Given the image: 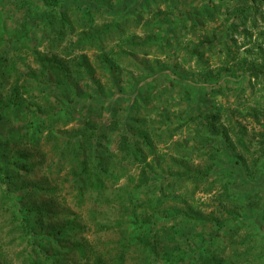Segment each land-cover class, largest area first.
Here are the masks:
<instances>
[{"label": "rangeland", "instance_id": "obj_1", "mask_svg": "<svg viewBox=\"0 0 264 264\" xmlns=\"http://www.w3.org/2000/svg\"><path fill=\"white\" fill-rule=\"evenodd\" d=\"M31 1L28 3L20 0H0V113L5 115L2 122L4 125L0 122V136L10 138L14 134L13 130L32 125L38 117L36 107L51 115L46 126L55 125L57 130L78 128L79 115L75 112V120H70L69 117L54 119L55 112L59 111L56 109L57 102L62 103L65 88H56L55 81H52L47 71L37 65L33 56L34 50L44 55L55 53L67 63L70 70L68 81L71 82L75 110L83 109L80 112L85 113V104H95L96 107L102 108L97 114L99 118L102 119L105 113L107 114L110 121V155L117 168V174L113 175L116 181L107 185V189L102 193H96L89 187L81 199L76 193L67 194L61 179L72 171H79L77 161L67 155L59 173L55 174L54 170L51 172L49 166L51 161L58 157L59 151L54 140L48 138V133L41 134L43 147L37 152L34 160L38 165L27 179L41 185L42 192H36L26 198L27 205L42 206L61 215L70 213L76 216L74 221L84 228V232L72 238V241H81L86 248L87 257L81 258L75 252H63L59 264H96L94 259L97 256L104 259L103 264H116L120 252L119 243L130 246L125 252L122 264H165L166 259L168 264V259L175 252V244L180 245L178 240L174 242V239L168 238L173 235L170 228L174 221L160 211L157 216L152 215L156 216L155 220L162 218L158 220L160 228L156 234L144 230L141 232L140 222L134 228L132 226L131 214L135 207H131V204L145 202L147 194L154 193L149 183L153 175L158 174V169H163L164 166L165 170L170 171L172 168L173 172H176L175 168L171 167V157L176 158L179 163L185 162L176 154V145L181 144L194 150V145L203 142L205 150H212L210 157L208 156L209 164H212L210 180H217V183L221 182L219 180L227 181V187L230 189L228 195L231 200H223L225 211L243 216L241 223L235 221L233 224V228H238L237 232L229 231V227L224 229V236L229 244L208 250L210 254L208 253L203 261L205 264H264V217H261L264 216V165L260 170H257L258 167L255 171L251 170L252 159L258 161L260 156L255 153L253 157H249L241 151L233 144L232 135L223 125L224 108H238L241 113L233 114L234 119L243 120V123L255 132L263 131V119L255 123V120L245 113L246 107L240 108L238 105L244 101L243 103L252 107L259 102L258 97H261L259 93L254 94V91L249 90L246 77L233 79L228 75V71H218L215 66L216 57L213 55L207 54V61L211 65L209 64V68L204 67L205 71H202L181 49L189 41L206 36V33H202L205 28L216 27L220 33L226 31V39H230L234 34L232 29L238 30V21H235L234 15L219 16L214 11L215 1L211 0H87L94 3L93 6L85 0L74 3L70 0ZM60 1L63 2L58 5ZM42 2L63 9L64 14L71 8L74 16L70 15L72 12L66 14L71 21L75 19L78 6L83 8L85 2L87 8L97 7L99 11L94 23L96 26L93 27L95 32L101 29L98 28L100 26L111 27L115 22H120L119 32L110 29L97 45L98 49L95 47L85 52L90 61L91 78L84 73L77 74V65L72 64L74 57L81 52H72L71 57L66 55L67 48L80 34L75 24L72 25V33H65L62 38L57 37V27H50L47 33H37L34 41L30 42L31 30L48 16L47 9L41 6ZM144 11H149L148 15H145ZM159 11L162 14L155 15ZM141 13L143 19L152 15V20H156L161 26L157 40L164 42L169 39L171 44L175 45L168 59L153 52L149 55L139 54L133 58L123 57L121 60L110 56V52L118 48L121 42L119 39L124 32L129 36L133 32L142 36L134 25V18ZM262 21L256 23L257 35L264 30ZM258 36L264 47V35ZM21 38L24 40H20ZM16 39H19V42ZM239 51L238 57L244 52L242 48ZM255 52L256 50H253V53ZM155 58H159L158 62H155ZM40 80L47 83L38 87L36 82H41ZM60 84L64 85V80L61 79ZM256 105L260 107V104ZM143 133L148 135L153 147L151 150L142 151L145 163L131 162L127 137L136 138ZM157 133L164 134L160 139L163 141L157 140ZM207 133L210 140L205 138ZM226 134L229 141L224 137ZM215 139L216 141H213ZM25 148H28V145L24 142L7 140L1 151L9 150L5 159L12 162L17 153ZM256 148L251 147V152ZM239 154L241 161L239 157L237 162L236 156ZM197 159L195 153L190 156V161L196 164ZM0 184V264H30V253L24 261L19 257L26 239L21 233L10 229V224L16 221L11 211L4 210L6 200L4 187L1 182ZM76 185L81 186V182L77 181ZM191 187L190 183L175 184L168 190L172 194L168 195L160 209L172 214L173 211L168 209L173 206V199L181 202L175 203L176 208L183 207L182 203L188 200L187 203L197 205L203 216H207L214 209L211 199L215 194H192ZM138 199L141 201H137ZM251 204L257 207L249 212L247 208ZM123 207L126 208V215L121 218ZM144 208L137 209L136 215H143ZM217 215L226 220L225 212L216 214L215 217ZM44 224L45 228L55 226L57 219H48ZM128 228L129 233L127 231L122 234L124 229ZM31 251L37 264H45L40 257L42 254L39 248H30Z\"/></svg>", "mask_w": 264, "mask_h": 264}, {"label": "trees", "instance_id": "obj_2", "mask_svg": "<svg viewBox=\"0 0 264 264\" xmlns=\"http://www.w3.org/2000/svg\"><path fill=\"white\" fill-rule=\"evenodd\" d=\"M20 1L32 2L31 0ZM70 1L74 3L81 0ZM85 1L91 6L94 5V3H90L87 0ZM217 1L218 0H211L214 4V11L216 14L221 17L234 15L233 18L235 21H238V30L232 29L234 34L231 35L230 39H226V31L220 33L217 31L216 27L210 29L205 28L202 30V33H206V36L189 41L181 49L183 54L189 57V59L202 71H205L204 67L208 66L209 68L210 62L207 61V54L209 56L213 55L216 57L215 66L218 68V71H228V75L233 79L246 77L248 79L247 85L249 90L251 92L254 91V94L259 93L261 99L258 97L259 102L257 101L256 104H260V107L256 104L251 107L243 103L244 101L238 105L240 108L246 107L245 113L249 114L250 117L255 120V123L263 119V131L255 132L253 128L243 123V120L234 119L233 114L241 113L238 108L234 110L231 107L224 108L223 125H225L224 127L227 129L226 131L232 135L233 144H236L241 151L247 153L249 157H253L255 153L260 156L258 161L252 159L253 164L251 169L255 171L256 167H258L257 170H260L264 165V47L258 35H264V30H261L262 32H259L260 34L257 35L255 34V29L256 23L259 20L264 21V0ZM62 2H58V5H61ZM86 2L83 8L78 6L75 11L77 14H75L74 21L69 20L66 16V14L72 12L71 8L64 14L63 9L42 2L41 6L47 9L48 16L42 20L39 26H35L33 30H31L29 37L30 42H32L37 36V33L41 32L45 34L50 27H57V37L62 38L65 33H72L74 29L72 25L75 24L80 34L77 36L75 42L69 45L66 55L71 57L73 55L71 54L72 52H81L74 57L72 64L77 65L79 70L76 72L77 74L84 73L87 77L91 78L92 75L89 74L90 61L85 52L95 47L98 49L97 45L101 42L102 37L109 33L110 29H113L114 32H119L120 22H115L114 26L111 27L106 25L100 26L98 28L101 29L95 32L93 27L96 26L94 23H96V14L99 10H97V7L87 8ZM167 8L169 9L168 6ZM170 12L169 10V13ZM93 13H95V15ZM148 13L149 11H144L145 15H148ZM161 14L162 12L159 11L155 15L158 16ZM70 15L74 16L73 12ZM142 16L143 14L141 13L134 18L135 28L140 30L142 36L140 37L135 32L129 36L124 32V35L119 39L121 42L118 44V48L110 52V56H113L116 60H121L123 57L133 58L137 57L139 54L149 55V53L153 52V54H158L168 59L175 45L171 44V40L169 39L164 42L157 40L161 31V26L156 20H152V15L149 16L151 18H147L148 20L143 19ZM92 30H94V32H91ZM89 31L90 33H88ZM173 37L175 36L173 35ZM237 38L240 40H237ZM20 40H24V38ZM16 41L19 42V39H16ZM100 47L101 46H99V48ZM177 48L180 49V46L177 45ZM241 48L244 52L241 55L242 57H238ZM253 50H256V52L253 53ZM56 55L55 53L44 55L38 50L33 51L35 62L52 77V81H55V87L58 89L65 88L62 95V103L57 102L58 107L56 109L59 111L54 110L56 111L54 119L69 117L70 120H75L76 115L73 114V112H75L79 115L78 128L57 130L55 125L46 126L51 115L44 109L36 107L38 117L34 119L32 125H26L25 128L13 130L14 134L10 138L0 136V182L4 187V198L6 200L4 210L11 211L14 214L13 219L16 222L10 224V229H12V231L16 230L19 234L21 233V236L26 239L25 247L19 254V257L24 261L27 254L30 253L31 256L28 257L31 259L30 264H37V261L32 258L33 251L30 252V248L32 250L36 248L40 249V253L42 254L40 257L45 264H59V259L63 257V252H75L81 258L87 257L85 256L86 248L81 241H72V238L84 232L83 226L74 221L76 216L70 213L64 215L53 213L51 210L45 209L42 206L30 207L27 205L26 198L28 199L30 195L36 192H42L41 185L27 179L31 177L35 167L38 165L34 160L37 157V152L43 147L41 134L43 135L44 132L48 133V138H51V141L54 140L55 147L59 151L58 157H55V160H52L49 166L51 172L54 170L55 174L59 173L67 155H70L74 161H77L76 163L79 166V171H72L61 179L63 181L65 193H76L81 199L86 189L90 187L93 191L100 194L107 189V185L111 183L114 184L116 180L113 175L117 174L115 162L110 155V121L106 116L107 114L105 113L102 119L99 118L97 114L102 108L96 107L95 104H85V113L80 112V110L83 109L75 110V100L71 96V82L68 81L70 79V70L67 63L63 62ZM154 60L158 62L159 58H155ZM43 77L46 76L43 75ZM61 79L64 80V85L60 84ZM45 83H47L45 80L36 82L38 87ZM54 99L55 101L57 100L56 98ZM4 117L5 115L0 113V122L2 125H4L2 123ZM213 117L215 118V116ZM210 124H212V122H210ZM163 136L164 134L161 133L156 134L158 141H163L160 140ZM224 137L229 141L227 134ZM205 138L210 140L208 133L205 135ZM7 140L10 142L16 140L17 142H24L28 145V148H25V150L22 149L17 153V156L11 160L12 162H7L5 159V155L9 150L5 149L1 151L4 142L6 143ZM213 141H216V139ZM127 143L130 144V150L128 151V156L131 159L130 161L139 164L145 163L146 159L142 151L144 149L151 150L153 147L148 135L143 133L136 138L132 136L127 137ZM204 143L205 142L199 144L200 146L194 145V150L186 148L187 146L181 144L176 145L178 146L176 154L180 155L185 162L179 163L176 158L171 157V167L175 168L176 172L174 173V169L172 168L170 171L165 170L164 166L162 167L163 169H158V174L153 175L149 183L150 186L152 185V191H154V193L147 194V200L145 202L138 199L137 201L141 202L136 205L130 203L131 207H135L131 214L133 218L132 226L134 228L135 225L140 222L139 230L141 232L144 230L156 234L157 230L160 228L158 220L162 218L158 217L157 220H155V218L160 211L161 214L170 217L174 221L173 226L170 228L173 230V235L171 233L172 236H168V238L174 239V242L178 240L180 245L175 244V252L172 254L171 258L168 259V264H205V261H203L204 257H206L208 253L210 254V251L214 247H224L225 244H229L228 239L224 236V229L229 227V231L235 230V232H237L238 228H233V224L235 221L237 223L242 222L243 216L241 217L236 212L225 211L223 200L225 198L231 200V197L228 195L230 189L227 187V181L219 180L221 182L217 183V180H210L212 178L210 177L212 164H209L210 158H208V156L211 154L212 150H205L203 147ZM253 146L257 148L251 152L250 148ZM193 153L198 157L197 164L190 161V156ZM236 157L237 162L239 161V157L241 161L240 154ZM13 175L17 177L14 178ZM77 181L81 182V186L76 185ZM177 183H190L192 186L190 189L192 194L201 193L204 196H210L214 193L215 195L211 199L213 204L212 208L214 209H212L207 216H203L197 205H191L187 203L188 200H186L182 203L183 207L176 208L175 203L180 201L178 199H173V206L168 209V211H173L172 214H167L166 210H161L160 208L161 205L164 204V200L169 194H172L168 190ZM150 186L148 185L149 188ZM254 204H251L247 208L249 212L254 211L255 206L257 207V205ZM143 207H145V212L143 215L137 216L135 211ZM121 210L120 217L122 218L126 215V208L123 207ZM224 212L226 220L220 218L218 215L215 217L216 214H222ZM153 214L156 216H152ZM261 217L263 218L264 216ZM256 218H258V216ZM48 219H57V225H51L45 228L44 223ZM246 220L248 221V219ZM119 223L123 225V222L120 220ZM262 227L261 225L260 228ZM128 230L129 228L124 229L122 234L126 233ZM118 245H120V252L115 263L122 264L125 252L130 246H124L121 243ZM94 262L96 264H103L104 259L101 256H97ZM164 263H167V259L164 260Z\"/></svg>", "mask_w": 264, "mask_h": 264}]
</instances>
